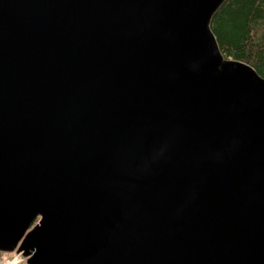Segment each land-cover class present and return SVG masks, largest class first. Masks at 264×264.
<instances>
[{"label":"water","instance_id":"1","mask_svg":"<svg viewBox=\"0 0 264 264\" xmlns=\"http://www.w3.org/2000/svg\"><path fill=\"white\" fill-rule=\"evenodd\" d=\"M225 2L0 0V252L264 264V78Z\"/></svg>","mask_w":264,"mask_h":264},{"label":"trees","instance_id":"2","mask_svg":"<svg viewBox=\"0 0 264 264\" xmlns=\"http://www.w3.org/2000/svg\"><path fill=\"white\" fill-rule=\"evenodd\" d=\"M211 29L226 59L248 64L264 78V0H226Z\"/></svg>","mask_w":264,"mask_h":264},{"label":"built area","instance_id":"3","mask_svg":"<svg viewBox=\"0 0 264 264\" xmlns=\"http://www.w3.org/2000/svg\"><path fill=\"white\" fill-rule=\"evenodd\" d=\"M23 252L18 254V250L12 253L0 252V264H28L29 257H25Z\"/></svg>","mask_w":264,"mask_h":264}]
</instances>
